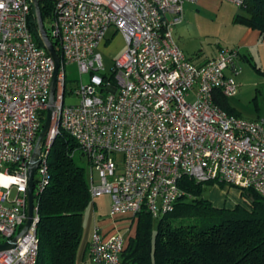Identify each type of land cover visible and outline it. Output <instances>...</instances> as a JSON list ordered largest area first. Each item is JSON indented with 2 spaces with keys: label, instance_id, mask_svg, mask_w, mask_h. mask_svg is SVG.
<instances>
[{
  "label": "built area",
  "instance_id": "built-area-1",
  "mask_svg": "<svg viewBox=\"0 0 264 264\" xmlns=\"http://www.w3.org/2000/svg\"><path fill=\"white\" fill-rule=\"evenodd\" d=\"M43 1L54 5L48 26L60 42L61 66L34 177L33 220L19 237L55 64L30 28L32 1L0 0V245L18 237L15 247L0 251V264H37L40 200L51 185L50 158L61 129L87 161L92 201L111 197L110 228L95 223L91 231L92 264H122L139 215L158 220L173 212L184 197V177L237 188L250 206L255 194L264 201V116L230 115L215 102L216 93L238 92L240 50L222 48L197 64L175 39L185 4L198 0ZM110 31L122 35L125 48L105 74L99 49ZM71 64L90 82L81 80L79 104L65 105Z\"/></svg>",
  "mask_w": 264,
  "mask_h": 264
},
{
  "label": "trees",
  "instance_id": "trees-1",
  "mask_svg": "<svg viewBox=\"0 0 264 264\" xmlns=\"http://www.w3.org/2000/svg\"><path fill=\"white\" fill-rule=\"evenodd\" d=\"M40 6L47 33L61 56L60 42L46 26L53 17L54 5L41 0ZM242 9L244 13L237 15L234 22L264 35V0H245ZM30 28L39 46L44 47L33 5ZM252 66L264 75L259 67ZM215 102L230 115L239 116L222 93H216ZM78 152L76 139L61 129L50 158L51 185L40 200L37 264H77L86 233L85 213L95 203L88 167L77 162ZM205 185L215 183L184 177L180 181L184 197L173 212L158 220L142 212L122 264H264L262 198L255 194L250 208L242 204L218 208L204 198Z\"/></svg>",
  "mask_w": 264,
  "mask_h": 264
},
{
  "label": "rangeland",
  "instance_id": "rangeland-1",
  "mask_svg": "<svg viewBox=\"0 0 264 264\" xmlns=\"http://www.w3.org/2000/svg\"><path fill=\"white\" fill-rule=\"evenodd\" d=\"M244 10L238 6H235L229 2L225 1L224 9L222 14L219 16H210L205 12H192L185 13V20L182 24L175 26L174 35L177 43L185 52V54L195 60L197 55H200L204 60L211 58L217 49L221 46H227L230 42L233 41L232 36L234 34V28L236 23L234 19L237 15L243 14ZM48 27V24H46ZM108 38L112 42V48L109 45L99 49L104 58V64L106 71L105 74H111L114 67V60L117 56L114 50L116 48H121L124 50L125 44L124 40L118 35L113 36L111 31L108 33ZM196 63V62H195ZM103 74V73H102ZM254 75L246 77L247 84L245 89L248 92L246 99L248 104L246 107L255 108L256 105V95L258 91L255 86L251 83L254 82ZM81 80L84 83L90 82V75L84 74L80 75L78 67L76 64H71L66 66V95H65V105H75L81 102L80 96L76 94V90L81 84ZM189 101L194 100V94L188 99ZM255 101V102H254ZM77 162L86 167L87 161L85 157L82 156L81 152H78L76 155ZM96 180L98 181V175H96ZM205 185L204 188V198L211 201L214 206L218 208H229V206H222L221 203L232 199L233 189L228 193V187L221 185ZM219 186V187H218ZM238 192V191H237ZM243 202V200H242ZM111 204V197L109 195H104L95 200L94 204H91L87 212L85 213L86 219L89 217L91 209L94 207L97 213H107ZM247 208H250V205L242 203Z\"/></svg>",
  "mask_w": 264,
  "mask_h": 264
},
{
  "label": "crops",
  "instance_id": "crops-1",
  "mask_svg": "<svg viewBox=\"0 0 264 264\" xmlns=\"http://www.w3.org/2000/svg\"><path fill=\"white\" fill-rule=\"evenodd\" d=\"M224 5L225 1L222 0H198L197 2H188L185 4V13H200L203 11L210 16H219L220 14H222ZM175 30L176 29H174V32ZM118 35L123 39L122 35L119 33H113L112 38ZM231 36L233 41L230 42L229 45L223 47L221 46L219 49H217L211 58L203 61L202 57L200 55H197L195 60L193 61L197 64L205 63L215 58L222 48L239 49L241 54L239 61L241 72L238 76L239 88L238 92L234 95L228 96V99L230 105L239 113L240 117L248 120H256L264 116V75L256 72L252 64H255L264 72V35H262L258 30H253L236 23L234 34ZM110 46L112 48V42L110 43ZM104 47H108L107 42L105 46H103V48ZM122 51L123 50L121 48H116L114 50L115 54L117 55H119ZM251 75H254V82L251 84H253L258 91V94L254 98V100L256 99L255 108L245 106L246 104H248V100L246 99L248 92L245 89L247 84L245 83L244 86L243 84L246 81V77ZM226 187H228V193L233 189V192H231L232 199L228 201L226 200L221 203L222 206H229V208H234L237 205L242 204L243 198L240 190L228 185ZM108 214L109 211L103 214L102 212L97 213L94 207L91 209L89 217L86 219V233L78 256L77 264H92L87 247L91 236V231L95 223H99L103 228L109 229L112 222L109 220Z\"/></svg>",
  "mask_w": 264,
  "mask_h": 264
},
{
  "label": "water",
  "instance_id": "water-1",
  "mask_svg": "<svg viewBox=\"0 0 264 264\" xmlns=\"http://www.w3.org/2000/svg\"><path fill=\"white\" fill-rule=\"evenodd\" d=\"M32 5L34 7L36 19H37V24L39 28V34H40V39L41 42L43 43L45 49L48 51L49 55L52 57L54 64H55V69H54V74H53V79L51 82V89H50V97H49V106L46 111V116L44 120V124L42 127V130L38 136L35 150L32 156V160L30 163L29 167V180H28V219L24 225L23 230L21 231L19 237L23 236L29 229L32 220H33V215H34V177L36 170L39 166L40 163V154H41V149L42 145L45 141V138L51 128L52 121H53V113H54V106L56 103V89H57V79H58V74L61 66V57L59 53L57 52L54 44L50 40V37L47 33V30L45 28V24L42 18L41 14V6H40V0H31ZM18 237L6 242L2 245H0V251L10 249L16 246L17 244Z\"/></svg>",
  "mask_w": 264,
  "mask_h": 264
},
{
  "label": "clouds",
  "instance_id": "clouds-1",
  "mask_svg": "<svg viewBox=\"0 0 264 264\" xmlns=\"http://www.w3.org/2000/svg\"><path fill=\"white\" fill-rule=\"evenodd\" d=\"M0 7H2V5H0Z\"/></svg>",
  "mask_w": 264,
  "mask_h": 264
}]
</instances>
